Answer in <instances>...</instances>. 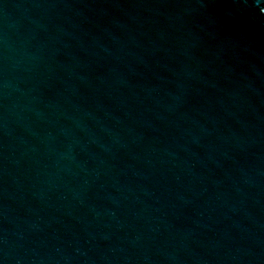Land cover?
I'll use <instances>...</instances> for the list:
<instances>
[{
    "label": "water",
    "instance_id": "95a60500",
    "mask_svg": "<svg viewBox=\"0 0 264 264\" xmlns=\"http://www.w3.org/2000/svg\"><path fill=\"white\" fill-rule=\"evenodd\" d=\"M264 0H0V264H264Z\"/></svg>",
    "mask_w": 264,
    "mask_h": 264
},
{
    "label": "clouds",
    "instance_id": "9594fccd",
    "mask_svg": "<svg viewBox=\"0 0 264 264\" xmlns=\"http://www.w3.org/2000/svg\"><path fill=\"white\" fill-rule=\"evenodd\" d=\"M262 11H264V9H262Z\"/></svg>",
    "mask_w": 264,
    "mask_h": 264
}]
</instances>
